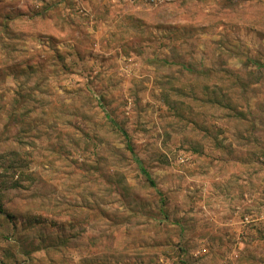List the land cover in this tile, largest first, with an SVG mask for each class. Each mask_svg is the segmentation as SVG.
<instances>
[{"label": "rangeland", "instance_id": "obj_1", "mask_svg": "<svg viewBox=\"0 0 264 264\" xmlns=\"http://www.w3.org/2000/svg\"><path fill=\"white\" fill-rule=\"evenodd\" d=\"M181 262L264 264V0H0V264Z\"/></svg>", "mask_w": 264, "mask_h": 264}, {"label": "trees", "instance_id": "obj_2", "mask_svg": "<svg viewBox=\"0 0 264 264\" xmlns=\"http://www.w3.org/2000/svg\"><path fill=\"white\" fill-rule=\"evenodd\" d=\"M117 130L122 134V136L125 138V140H128V136H127V134L125 133V131H123V130H122L121 128H119V127L117 128ZM127 147H128V149L131 151V147H129L128 145H127ZM140 171H141L142 174L144 175L145 180L148 182L149 186L152 187V188H154L155 191H156L157 193H159L158 190H157V188H156L155 183L153 182V180H152V178H151V176H150V174H149L144 168H142V167H140ZM160 201H161V203L163 204L164 200H163V199H160ZM162 206H163V205H161V208H160V211H161V212H162V210H163ZM181 264H186V263H185V262H181Z\"/></svg>", "mask_w": 264, "mask_h": 264}, {"label": "built area", "instance_id": "obj_3", "mask_svg": "<svg viewBox=\"0 0 264 264\" xmlns=\"http://www.w3.org/2000/svg\"><path fill=\"white\" fill-rule=\"evenodd\" d=\"M159 1H162V0H159Z\"/></svg>", "mask_w": 264, "mask_h": 264}]
</instances>
